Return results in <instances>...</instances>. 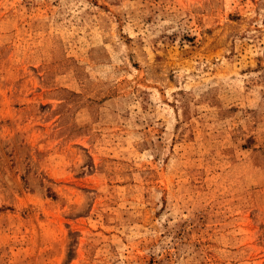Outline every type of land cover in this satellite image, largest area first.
<instances>
[{
  "label": "rangeland",
  "instance_id": "1",
  "mask_svg": "<svg viewBox=\"0 0 264 264\" xmlns=\"http://www.w3.org/2000/svg\"><path fill=\"white\" fill-rule=\"evenodd\" d=\"M0 264H264V0H0Z\"/></svg>",
  "mask_w": 264,
  "mask_h": 264
}]
</instances>
